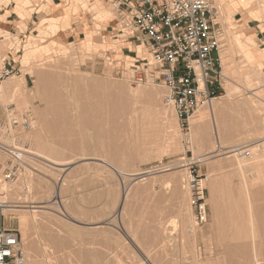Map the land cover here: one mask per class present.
I'll return each mask as SVG.
<instances>
[{
	"label": "rangeland",
	"instance_id": "1",
	"mask_svg": "<svg viewBox=\"0 0 264 264\" xmlns=\"http://www.w3.org/2000/svg\"><path fill=\"white\" fill-rule=\"evenodd\" d=\"M12 2L21 19L32 22L38 11L39 20L36 25L32 22L37 33L26 35L24 42L0 26V59L9 60L7 54L12 53L21 71L20 76L0 83L3 87L17 85L6 95L0 93V119L9 122L6 110L10 106L19 118L30 115L34 128L4 140L12 152L23 157L18 160L0 153V177L14 186L9 195L6 192L0 197H5L8 205L19 207L12 213L0 211V226L20 235L30 262L36 258L41 264H132L133 260L134 264H256L249 261L258 243L264 248V179L258 181L253 174L240 173L237 159L226 155L228 150L203 161L209 147L199 150L195 144H188L175 109L165 102L166 89L139 84L121 74L135 61V54H130L127 62L119 48L114 51L108 40L103 44L99 22L109 20L111 26L116 25L109 4L105 0H75L82 11L95 13L96 34L56 50L51 37L59 30L60 19L53 17L62 16L64 9L70 11L72 0H64L68 7L61 6L57 13L45 2L38 9L40 0H0V9ZM212 2L219 12L216 23L222 49L217 57L224 76L218 99L227 95L229 83L238 93L234 101L242 103L256 96L254 99L264 105V69L263 82L240 80L230 76L222 60L224 50L236 53L229 41L249 39L250 35L230 15L227 0ZM117 45L124 47L121 42ZM142 48L133 50L141 52ZM235 53L228 70L256 64V60L248 63ZM253 53L264 65L256 43L252 54L246 53L247 58L254 57ZM96 105L103 106L98 126ZM243 109L236 108L233 116L242 113L241 119ZM159 112L168 119L164 120L166 126L175 127L173 140L178 132V148L172 138L159 134L160 122L152 126ZM81 120L88 123L81 125ZM260 142L263 139L253 137L240 144L249 149ZM231 145L239 143L225 146ZM81 146L86 148L85 154L78 150ZM53 148L62 153L54 162L45 155ZM105 160L127 176L105 165ZM188 162L196 164L206 179L208 220L201 226L195 221L188 170L182 167ZM143 172L152 175L138 180ZM249 206L254 207V222ZM215 209L220 220L213 223ZM26 214L30 218L25 220ZM132 249L137 257L129 254Z\"/></svg>",
	"mask_w": 264,
	"mask_h": 264
},
{
	"label": "built area",
	"instance_id": "2",
	"mask_svg": "<svg viewBox=\"0 0 264 264\" xmlns=\"http://www.w3.org/2000/svg\"><path fill=\"white\" fill-rule=\"evenodd\" d=\"M117 19L122 36L131 37L142 48L135 61L121 74L136 83H151L166 89L165 102L175 109L181 131L188 136L191 119L201 109L210 107L220 96L223 74L221 42L216 23L218 9L212 0H105ZM148 54L141 57L140 54ZM18 65L0 59V83L20 76ZM8 123L0 119V153L13 154L5 143L34 128L33 118H19L12 107L6 110ZM243 156L252 152L243 149ZM18 160H20L18 158ZM187 185L192 193V206L197 225L207 223L205 178L192 162ZM22 238L13 230L0 226V264H27ZM256 264H264L258 261Z\"/></svg>",
	"mask_w": 264,
	"mask_h": 264
},
{
	"label": "bare ground",
	"instance_id": "3",
	"mask_svg": "<svg viewBox=\"0 0 264 264\" xmlns=\"http://www.w3.org/2000/svg\"><path fill=\"white\" fill-rule=\"evenodd\" d=\"M216 1L219 2V0H216ZM218 19L224 21V18L221 17V19H220V16L218 17ZM254 46H255V41L253 39H246L245 37L244 38L238 37V39H234V40L229 41V47L231 49H235L236 53L234 51L229 50L227 47V49H228L227 51L222 50L224 52V54L222 55V60H224V66L226 67L227 72L230 74V76L233 75L235 78H239L240 80L243 79L245 81L248 79H254V80H257L260 82L262 81L261 80V74H262V71L264 69V65L262 64V62H260L259 58L254 53H253L255 55L254 57L251 56V57L247 58V55H246V53L252 54V48ZM234 53H235L236 57H237V54H239V57L243 58V60H246L248 63L250 61L254 62V60H256V64L251 65V63H250L248 66H245L243 68L242 67L239 68L236 66L233 71L228 70V67H230V65H232V62L234 59ZM248 60H250V61H248ZM260 82L256 83V84L257 85L261 84ZM226 84H227L226 85L227 95H225L224 97H222L220 99L213 101L212 105L210 107L206 108L207 110L201 109L192 117V119H191V121H192L191 122V132L187 136L188 144H195L199 148V150L207 149L206 147H209V151L205 153L203 161H210L212 159H215L216 157L221 156V153L228 150L226 152V155H228V157H232V158L237 159V160H235V162H236V164L239 165L238 170L240 173H250V175L253 174V175H255V178L257 177L256 179L258 181L259 180L262 181L264 179V177H262V175L264 174V105L261 103L260 100L256 101V99H254L256 96L252 100H248V101L246 100L242 103L239 101H234L235 96L238 93H236L234 91V88H232V86H230L229 83H226ZM16 86L17 85H14L12 83L6 85V87L0 86V93L5 94L8 89H12ZM252 87L253 86L251 85V88ZM154 97H156V96H154ZM120 107L121 108L123 107V100L122 99L120 100ZM95 108H96V110H97L96 112L98 114L97 121H95V124L98 126L102 121V117L100 118L99 113L102 111L103 106L102 105H96ZM236 108H237V110L240 109L241 112L244 110L243 108L246 109L244 111V114L242 115L241 119H239V118L241 117L242 113L240 114V116H238L239 118L233 116V112ZM238 112H237V115H238ZM234 113H236V110ZM110 114H111V112H110ZM113 116L114 115H112V117ZM155 119L156 120H153V121H156V122L150 121V124L152 122V126H153V123L159 124V122H160V126H158V127H160L159 128V134L161 136L166 137V139H168V140H170V138L174 137L175 127H173L170 124L167 126H166V124H164V120H166L168 122V119L163 117L161 112L157 113V115L155 116ZM84 123H85V121L81 120V125H83ZM87 123H88V121H86L85 124H87ZM150 124H149V126H150V128H152ZM33 125H34V121H33ZM121 127H123V124ZM155 127H157V125ZM173 129H174V131H171ZM177 133L178 132L176 131V135L178 136ZM176 135H175V140H177ZM253 137L261 138V139H263V142H260L258 144H254V145L250 146L249 150L251 152H253L254 154L252 153V157L247 158V157L243 156V154L241 152L243 149L241 147L243 143L242 144H240V143L241 142L245 143V140H251ZM212 138L214 139L213 144H212V141H213ZM175 140H173V138L171 139L172 142H174ZM177 141H175L174 143H176ZM168 142L170 144H173L170 141H168ZM234 142H238L239 145H234V146L231 145L230 147L228 146V148L225 146L226 144H230V143H234ZM81 145L83 146V144H81ZM82 146H81V149L79 148L78 150H81L85 154L86 148H84ZM174 146H175V148H178L177 143ZM166 147H167V144H166ZM55 150H57V149L55 148ZM55 150H54V148L50 149V152L48 154H45L46 157H48V159L53 161V162L57 161L59 159V157H61V154H62V153H58ZM205 151H207V150H205ZM202 152H204V151H202ZM84 154H83V156H84ZM11 155H13L16 159H18V158L20 159L23 157L22 154H18L16 152H13V154H11ZM84 157H86V156H84ZM104 163H105V165H107L110 168H112L113 170H115L119 175L127 176V174H125L124 171H122L120 169L117 170L118 168L115 169L114 168L115 166H113L114 164L107 162V161ZM182 167H184V166H182ZM163 171L161 170L160 172H163ZM165 171H170V170L165 169ZM151 172L153 173V171H151ZM138 175H140V177L137 178L138 180H145V179H147V177H149L152 174H148V172H143V173L138 174ZM13 187L14 186H11V184L9 182L2 180L0 177V196L5 194L6 192H8V195H9V191ZM248 189H249V187L247 188V190ZM246 194H247V192H245V195ZM246 197H248V195H246ZM124 198L126 199V194L124 195L123 199ZM0 200H1L0 201V211H2L3 213H10V212L12 213V211H14L15 208H19L17 206L8 205L9 202L6 200L5 197L4 198L0 197ZM214 200H216V197H215V199L213 198V201ZM251 201H252V199H251ZM251 201H250V203H248L249 205L252 203ZM251 206H252V204H251ZM250 208H249L250 219H251V221L254 222L255 218L253 219V216L251 213V211L253 210L254 207L253 208L250 207ZM214 212L215 213L213 214L212 220H213V223H216L217 221L220 220V213L218 212V210L216 211V209ZM24 218L26 220L30 217L28 214H26L23 217V219ZM20 219H22V218H20ZM25 223H27V222H25ZM28 223H29V221H28ZM26 225H23V226H26ZM253 227H255V226H253ZM26 228H27V226H26ZM190 229L191 228H189V231H190ZM26 230L28 232V229H26ZM254 231H255V229H254ZM191 233H193V232H191ZM253 235H255V234L253 233ZM253 244H257V243L253 242ZM126 245H128V244H126ZM258 245H256L257 246L256 249L258 248V250L253 251L252 256H250L251 259L248 258V260L250 259L249 262L253 261V262L257 263L260 260H262V261L264 260V252L260 251L261 249H259L262 245L260 246V243H258ZM28 247H30V245ZM121 247H123V246L121 245ZM129 247L131 249V246L128 245V248ZM30 248H28V249H30ZM28 249H27V251H28ZM262 249L264 250V248H262ZM123 251H124V249H123ZM31 252H32L31 254H33V249ZM129 254H131L132 257L133 256L137 257L136 252L133 249L130 250ZM37 257H39V256H37ZM130 260H131V257H130ZM133 262H134V260H133ZM133 262H132V264H134ZM27 264H41V262H40V260H38L36 258L33 259L32 262H30V259L27 256Z\"/></svg>",
	"mask_w": 264,
	"mask_h": 264
},
{
	"label": "crops",
	"instance_id": "4",
	"mask_svg": "<svg viewBox=\"0 0 264 264\" xmlns=\"http://www.w3.org/2000/svg\"><path fill=\"white\" fill-rule=\"evenodd\" d=\"M74 1L72 0V4L68 8L70 11L64 9V13L61 14L62 16L53 17L54 19H60V28L51 37L52 46L56 50H63L67 45L85 41L89 34H91L90 36L96 34L97 30L93 26L96 19L95 13L92 11H82ZM44 2L53 13H57L58 9L63 5L64 7H68V5L64 4V0H40V5H37V8L40 9L41 4ZM227 4L230 5V15L234 21L243 24L250 35L248 38L255 41L259 47L260 56L264 58V0H227ZM16 9V4L13 2L2 5L0 9V26L2 30L9 32L20 38L21 42H24L26 35L37 33V29L32 25V22L34 25L37 24L36 20H39V17H37L39 13L37 11L36 16L31 22V19H21ZM75 9L76 11H74ZM99 24L97 27L101 29L100 32L104 39L103 44L107 45L108 40V43L113 45L112 49L114 51L119 48L118 52L122 53V57L131 58L130 54H135L136 50H133V47L135 49L138 47L136 41L129 36H122L117 19L115 26H111L109 20L99 22ZM118 42L123 43L124 47L120 48V45L116 46ZM7 55L9 59L7 60L8 64H17L16 58L12 53H8Z\"/></svg>",
	"mask_w": 264,
	"mask_h": 264
}]
</instances>
